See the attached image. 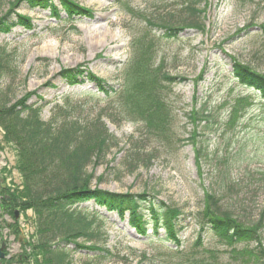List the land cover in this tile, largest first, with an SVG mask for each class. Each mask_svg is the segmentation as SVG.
Returning <instances> with one entry per match:
<instances>
[{
  "label": "rangeland",
  "instance_id": "374dc122",
  "mask_svg": "<svg viewBox=\"0 0 264 264\" xmlns=\"http://www.w3.org/2000/svg\"><path fill=\"white\" fill-rule=\"evenodd\" d=\"M14 1L0 0V15ZM188 1L76 0L83 11L88 9L90 13L70 19L64 11L53 17L48 10L20 4L15 10L30 16L33 27L16 26L2 34L0 47L6 49L17 67L16 73L4 80V84H11L15 98L33 91L43 95L49 102L41 113L44 121L55 118L67 101L77 102L76 116L89 120L107 100L102 99L104 96L84 94L86 90L97 91L94 82L81 78V83L68 85L58 73L63 68L81 67L113 88L121 82L126 85L133 42L146 36L154 38V66L161 63L171 76L184 78L167 88L171 112L168 141L148 133L145 136L141 122H113L104 117L119 144L99 163L90 164L87 172L93 175L92 185L103 190L134 194L146 190L178 207L181 224L186 226L180 233L183 247L190 250L199 230L205 190L217 192L221 208L232 210L239 220L264 226V100L257 91L240 84L232 76L230 66L235 57L264 73V0H200L195 7L204 12L195 13L194 18L188 14L186 6H194ZM189 18L204 22L205 28L185 27L165 35L167 31L161 24H181ZM203 70L205 73L198 80ZM29 101L40 103L35 96ZM202 105L209 114L210 127L203 126L206 122L196 125L188 119L190 110ZM233 110L235 117L231 116ZM196 132L199 135L194 146L188 137ZM3 133L0 127V156H4L0 168L6 165L7 180L17 186L21 183L16 169L17 150L3 140ZM132 142L140 148L139 158L145 159L153 150L155 159L148 167H144V162L130 172L127 168ZM197 147L207 155L205 159L201 157L200 168L194 151ZM225 168H229L230 175L227 189L221 181ZM77 208L87 217L86 222L91 220L87 231L93 232V238L86 244L108 249L112 255L74 250L69 245L73 264L173 263L169 245L152 235H138L127 217L120 219L115 212L92 202ZM25 215L26 220L20 215L22 235L30 236L35 228L34 214L29 209ZM19 247L18 243L15 250ZM243 247L222 243L207 230L203 232L202 245L196 248L202 257L217 264H241Z\"/></svg>",
  "mask_w": 264,
  "mask_h": 264
},
{
  "label": "trees",
  "instance_id": "16d2710c",
  "mask_svg": "<svg viewBox=\"0 0 264 264\" xmlns=\"http://www.w3.org/2000/svg\"><path fill=\"white\" fill-rule=\"evenodd\" d=\"M198 1L200 0H189L194 6H186L192 18L195 13L204 12L195 7ZM20 4L29 9L48 10L53 17H58L64 11L67 19L90 13L88 9L83 11L84 7L76 0H15L11 8L0 15V36L9 33L16 26L25 29L33 27L30 16L15 10ZM161 26L167 31L166 36L185 27L205 28L204 22L191 18L181 24L167 22ZM155 45L154 38L147 36L133 42L132 58L126 66L127 72H130L129 78L126 79V85L121 82L117 88L105 84L104 79L87 69L63 68L58 73L62 81L68 85L81 83V78L94 82L98 92L86 90L84 94L99 98L104 96L102 99L107 102L92 119L85 120L75 114L79 103L67 101L60 107L55 118L49 121H44L41 117L43 108L49 103L44 100L43 95L33 91L15 98L11 84H4L5 77L15 74L17 67L6 49L0 47V127L4 132L3 140L7 144H13L17 150L16 169L21 177L20 185L0 186L2 194L10 198L7 201L2 197L0 201L11 215L12 209L17 208L25 217L26 211L30 209L34 214L35 225L27 243L29 250L24 252L26 257L21 256L19 259L16 256L2 261L7 264L13 261L23 264L28 260L32 264H73L69 245L74 250L100 251L105 252V257H110L112 254L108 249L96 244H86L93 238V232L87 231L91 220L86 222L87 217L81 215L77 207L92 202L109 212H115L120 219L127 217L129 226L138 235H152L168 244L167 248L172 252V264H217L215 260L202 257L196 248L202 245V235L207 230L222 243L243 245L241 264H264V226L259 222L245 223L232 210H223L215 191L205 190V206L198 218L199 230L189 250L188 247H183L184 241L180 233L186 226L181 224V211L178 207L158 199L155 194L146 190L137 194L115 193L91 183L93 175L87 172V167L92 163H99L119 144L117 137L108 130L104 117L111 118L113 122H141L146 129L145 136L152 134L156 139L168 141L167 129L171 125V112L167 104V88L184 78L171 76L162 69L161 63L154 66L152 56ZM231 62L232 76L240 84L257 91L264 100V73L235 57H232ZM204 73V70L201 71L198 80L202 79ZM32 96L40 103L30 102L29 98ZM203 107L192 108L188 119L196 125L206 122L203 126L210 127L207 123L210 121L209 114ZM231 116H236L235 110ZM198 135L196 132L188 137L194 146ZM136 144H130L132 157L127 168L130 172L144 162V167H148L155 159L153 150L147 153L145 159L139 158L138 155L142 154H139L140 148ZM194 151L200 168L201 157L205 159L207 155H203L200 147ZM8 170L6 165L1 169L4 180L7 179ZM228 170L229 168H225L221 177L226 189L230 182ZM12 227L16 228L14 225ZM79 237H83V240L79 241ZM56 238L58 240L54 242ZM250 244L255 245L251 247Z\"/></svg>",
  "mask_w": 264,
  "mask_h": 264
},
{
  "label": "flooded vegetation",
  "instance_id": "af4514ba",
  "mask_svg": "<svg viewBox=\"0 0 264 264\" xmlns=\"http://www.w3.org/2000/svg\"><path fill=\"white\" fill-rule=\"evenodd\" d=\"M3 156V155H2ZM4 158V156L2 157ZM0 156V165L2 164V159ZM1 169V168H0ZM9 186L10 183L6 179L4 180L1 176L0 172V186ZM7 199L9 201V196H4L2 192L0 191V200L1 198ZM20 215L24 218V215L20 213V211L17 208L12 209V215L9 213V211L6 210V208L1 204L0 201V246L2 242L5 243L4 247L2 248L3 257H0V264H7L6 262L2 261V259H10L12 257L19 256V259L22 258L21 256H25L24 252L29 250V247L27 246L29 235H22L24 234L22 232V227H24L23 222L20 221ZM25 220L27 218H24ZM15 226L14 229L12 226ZM34 232V231H33ZM32 234V233H31ZM19 243L20 247L15 250L16 245ZM11 264H18L17 262L13 261ZM23 264H32L29 262H24Z\"/></svg>",
  "mask_w": 264,
  "mask_h": 264
},
{
  "label": "water",
  "instance_id": "95a60500",
  "mask_svg": "<svg viewBox=\"0 0 264 264\" xmlns=\"http://www.w3.org/2000/svg\"><path fill=\"white\" fill-rule=\"evenodd\" d=\"M5 243L2 242L1 246H0V257H3V253H2V248L4 247Z\"/></svg>",
  "mask_w": 264,
  "mask_h": 264
}]
</instances>
